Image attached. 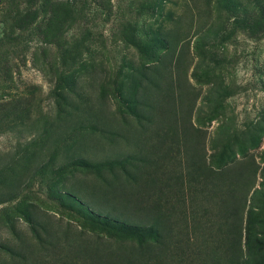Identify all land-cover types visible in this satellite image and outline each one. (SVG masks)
<instances>
[{
  "label": "rangeland",
  "instance_id": "rangeland-1",
  "mask_svg": "<svg viewBox=\"0 0 264 264\" xmlns=\"http://www.w3.org/2000/svg\"><path fill=\"white\" fill-rule=\"evenodd\" d=\"M0 264H264V0H0Z\"/></svg>",
  "mask_w": 264,
  "mask_h": 264
}]
</instances>
